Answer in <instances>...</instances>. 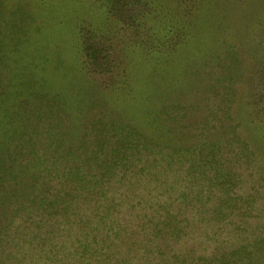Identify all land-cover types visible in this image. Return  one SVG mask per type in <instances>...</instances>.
<instances>
[{"label":"rangeland","instance_id":"1","mask_svg":"<svg viewBox=\"0 0 264 264\" xmlns=\"http://www.w3.org/2000/svg\"><path fill=\"white\" fill-rule=\"evenodd\" d=\"M114 1L0 0L1 125L27 119L35 156L52 142L37 137L46 126L74 123L90 139L103 124L126 127L150 145L151 182L107 183L76 210L30 203L2 237L0 264H264V0ZM158 193L180 194L179 236L141 226ZM97 207L115 219L102 225Z\"/></svg>","mask_w":264,"mask_h":264},{"label":"trees","instance_id":"2","mask_svg":"<svg viewBox=\"0 0 264 264\" xmlns=\"http://www.w3.org/2000/svg\"><path fill=\"white\" fill-rule=\"evenodd\" d=\"M109 1L111 7L116 4L113 0ZM84 46L90 63L96 67L102 66L104 57L98 45L92 41H85ZM28 96L25 95L19 101L18 106L21 103L29 104L31 101L28 100ZM40 98L47 102L51 100L43 95ZM0 115V217L2 218L0 221V244L3 240L2 237L7 235L6 231L16 229L12 224L14 218L17 217V212L27 209L30 203L31 205L39 203L42 210H46L45 205L53 198L55 209L76 210L80 198L94 200V197L98 195L105 196L107 192L103 189L107 183L115 182L123 187L127 183L132 185V179L144 180L142 179L144 175H146L144 177L146 183L151 182L148 178L152 179L154 173H149L143 161V157L145 160L148 157L150 145L133 130L120 125L103 124L101 129L94 130L95 134L90 139L85 133H80L81 137L78 138L79 130H76L78 132L76 135L74 123L58 130L46 126V129H43L45 137L40 135L41 132L37 137L40 140L47 138L52 142L43 147L42 154L35 156L36 141L33 139L35 134L28 131L27 119H24L20 128L15 126L2 129L1 122L4 121L7 124L8 119L7 114ZM15 115L17 113L11 114L10 119L12 120ZM22 128L23 130H21ZM91 132L93 131L91 130ZM36 158L40 159V166L35 165L38 164L34 162ZM46 165L54 168H46ZM44 172L48 173L47 175L51 179L57 180V189H54L53 193H50L47 188L48 184L45 183L47 180L44 179L47 175ZM52 173H54V177H51ZM51 179L48 178L49 182ZM125 181L126 184H124ZM155 181L159 182V178H155ZM35 185L41 186L38 195L34 191ZM140 189L141 187H136L135 191ZM39 195L41 198L38 201ZM119 195L126 198V194L120 193ZM137 197L138 195L132 200ZM151 197L156 198V208L153 215L142 222V228L149 224L151 235L160 236L164 233L169 236H179L182 230L179 224L187 221V218L184 216L179 219L178 216L183 212L178 208L175 213L172 210V202L176 201L180 194L175 198L163 193L151 195ZM132 200L127 202L131 204L132 208L141 205V197L134 202ZM95 202L99 204L101 201L96 198ZM61 203H66V206L62 207ZM109 203L112 204V202ZM105 204L110 205L107 202ZM97 212L98 207L92 217H98L102 225L115 219L111 212H107L103 216L98 215ZM6 221L8 223L4 224ZM121 229L120 226L111 225L105 234L107 237L116 238L120 235ZM90 250L89 246L86 252H90Z\"/></svg>","mask_w":264,"mask_h":264}]
</instances>
